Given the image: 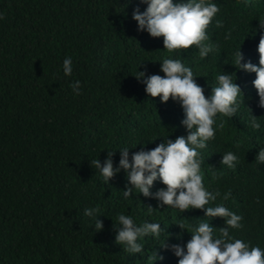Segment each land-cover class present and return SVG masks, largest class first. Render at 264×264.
I'll list each match as a JSON object with an SVG mask.
<instances>
[{
    "label": "trees",
    "instance_id": "obj_1",
    "mask_svg": "<svg viewBox=\"0 0 264 264\" xmlns=\"http://www.w3.org/2000/svg\"><path fill=\"white\" fill-rule=\"evenodd\" d=\"M211 2L221 9L207 30L218 48L202 59L195 46L168 52L162 37L138 31L133 9L147 7L139 0H0V264H150L152 251L163 257L153 264H178L171 245L186 246L192 227L201 220L224 227L222 218L158 207L159 201L137 190L125 198L124 170L106 184L91 167L96 158L103 165L108 152H114L117 167L125 147L130 159L142 147L151 150L188 135L179 103L151 98L135 78L137 71L163 76V58L190 67L206 98L220 71L235 73L243 104L232 118L217 116L224 127L214 125L215 138L198 150L201 174L206 189L221 193L209 206L223 203L243 217L244 228L230 235L264 249V164L255 162L264 147V108L253 87L255 73L234 63L240 47L241 63L259 66L264 0ZM216 20L224 27L216 28ZM229 30L232 38L225 40ZM66 57L72 59L71 76L63 73ZM77 80L79 95L70 87ZM250 115L259 119V130L250 127ZM228 151L239 158L234 169L221 164ZM161 188L156 180L150 191ZM147 206L155 211L149 213ZM96 207L103 222L99 232L95 220L84 215ZM120 213L137 225L159 223L163 231L158 238L141 237L143 252L129 254L115 241Z\"/></svg>",
    "mask_w": 264,
    "mask_h": 264
},
{
    "label": "clouds",
    "instance_id": "obj_2",
    "mask_svg": "<svg viewBox=\"0 0 264 264\" xmlns=\"http://www.w3.org/2000/svg\"><path fill=\"white\" fill-rule=\"evenodd\" d=\"M139 2L147 7L143 12L139 7L133 9L132 19L136 22L138 31H146L152 38L162 37L164 50L175 52L195 46L202 59L217 50L218 45L209 42L207 31L221 10L216 3L211 0ZM3 18L4 16L0 15V19ZM259 24L264 28V22ZM215 27L221 29L224 24L221 20H216ZM231 38L232 32L229 30L224 34V39ZM257 53L259 66L253 65L251 61L241 63L244 57L240 47L234 53V63L238 70L255 73L253 87L259 97V106L264 108V35L260 36ZM160 65L163 76L146 75V72L137 71L135 78L142 81L146 94L151 98L159 97L161 103H166L169 99L179 103L184 114L181 124L188 131V135L179 136L174 140L166 139L151 150H144L142 147L140 151L134 152L130 159L129 148L125 147L119 150L120 160L117 167L113 166L114 152H108L103 165L96 158L90 162L91 167L99 171L106 184L121 169L124 170L128 182L123 192L125 198H130L133 191L137 190L145 198L159 201L158 207L171 206L181 212L190 209L203 210L205 217L224 220V227L219 229H214L209 221L201 220L198 226L190 229L191 239L186 246L171 245V250L178 258V264H264V249L251 246L250 243L230 235V230L244 228L241 222L243 217L229 210L223 203L209 206L221 197V193L219 190L213 192L206 189L201 174L204 161L200 158L198 150L206 148L207 141L215 138L216 127H224L223 119H220L217 125V116L232 118L243 104V94L233 79L235 73L220 71L221 74L216 77L217 86L212 87L211 95L206 98L204 88L196 82L192 69L185 66L181 59L163 58ZM62 69L65 76L72 75L71 57L63 60ZM70 87L76 95L80 94L78 80ZM249 125L253 130L261 128L259 119L252 115ZM236 146L239 147V144ZM255 162L264 164V147L259 149ZM238 163L239 158L233 152L228 151L222 155V165L234 169ZM215 178L216 173L213 171V179ZM156 180H159L164 188L153 193L150 189ZM230 196L231 190L224 193L222 199L226 201ZM146 209L149 213L155 211L151 206ZM99 211V207L84 210L85 216L95 220L97 232L103 229V222L97 215ZM116 219L119 226L113 225V230L117 233L115 241L129 254L143 252L144 245L138 242L141 237L152 235L158 238L163 231L159 223L145 221L137 225L132 216L123 213L118 214ZM179 227L183 228L182 225ZM215 232L219 235L214 236ZM162 247L167 248L168 245L163 243ZM147 259L153 264L163 257L152 251Z\"/></svg>",
    "mask_w": 264,
    "mask_h": 264
}]
</instances>
